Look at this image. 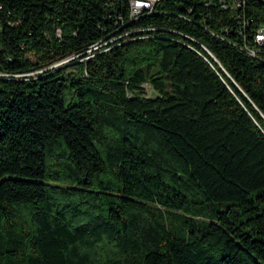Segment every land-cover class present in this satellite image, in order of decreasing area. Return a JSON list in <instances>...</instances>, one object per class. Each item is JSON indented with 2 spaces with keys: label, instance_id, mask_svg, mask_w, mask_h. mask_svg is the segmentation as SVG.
<instances>
[{
  "label": "trees",
  "instance_id": "1",
  "mask_svg": "<svg viewBox=\"0 0 264 264\" xmlns=\"http://www.w3.org/2000/svg\"><path fill=\"white\" fill-rule=\"evenodd\" d=\"M261 29L264 0H0V264H264Z\"/></svg>",
  "mask_w": 264,
  "mask_h": 264
},
{
  "label": "built area",
  "instance_id": "2",
  "mask_svg": "<svg viewBox=\"0 0 264 264\" xmlns=\"http://www.w3.org/2000/svg\"><path fill=\"white\" fill-rule=\"evenodd\" d=\"M160 0H130L132 17H136L145 11V4H156ZM211 1V0H210ZM213 1V0H212ZM221 4L229 8H241L246 4V0H218ZM256 41L264 42V29H261L256 36ZM254 54V53H253Z\"/></svg>",
  "mask_w": 264,
  "mask_h": 264
},
{
  "label": "rangeland",
  "instance_id": "3",
  "mask_svg": "<svg viewBox=\"0 0 264 264\" xmlns=\"http://www.w3.org/2000/svg\"><path fill=\"white\" fill-rule=\"evenodd\" d=\"M64 63H65V62H63V63H61V64H64ZM61 64H59V65H61ZM146 90H147V93H148V95H149L150 97H154V96L157 95V94L152 90V88L149 87V86L146 87Z\"/></svg>",
  "mask_w": 264,
  "mask_h": 264
},
{
  "label": "bare ground",
  "instance_id": "4",
  "mask_svg": "<svg viewBox=\"0 0 264 264\" xmlns=\"http://www.w3.org/2000/svg\"><path fill=\"white\" fill-rule=\"evenodd\" d=\"M153 6H154V4H145V10H151L153 8Z\"/></svg>",
  "mask_w": 264,
  "mask_h": 264
}]
</instances>
